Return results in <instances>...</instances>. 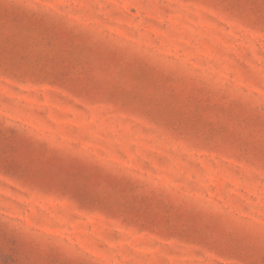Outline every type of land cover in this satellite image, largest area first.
<instances>
[{
	"label": "rangeland",
	"instance_id": "rangeland-1",
	"mask_svg": "<svg viewBox=\"0 0 264 264\" xmlns=\"http://www.w3.org/2000/svg\"><path fill=\"white\" fill-rule=\"evenodd\" d=\"M0 264H264V0H0Z\"/></svg>",
	"mask_w": 264,
	"mask_h": 264
}]
</instances>
